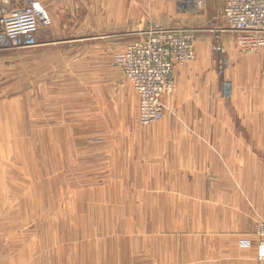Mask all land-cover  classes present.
Here are the masks:
<instances>
[{
    "label": "rangeland",
    "instance_id": "rangeland-1",
    "mask_svg": "<svg viewBox=\"0 0 264 264\" xmlns=\"http://www.w3.org/2000/svg\"><path fill=\"white\" fill-rule=\"evenodd\" d=\"M38 1L48 25L0 52V264H260L264 46L224 0ZM151 26L195 48L142 125L118 59Z\"/></svg>",
    "mask_w": 264,
    "mask_h": 264
},
{
    "label": "built area",
    "instance_id": "built-area-1",
    "mask_svg": "<svg viewBox=\"0 0 264 264\" xmlns=\"http://www.w3.org/2000/svg\"><path fill=\"white\" fill-rule=\"evenodd\" d=\"M181 13H198L203 0H177ZM38 0H0V52L20 45L49 23ZM223 19L243 52L264 46V0H224ZM118 63L139 96V122L148 125L163 117L162 98L172 92V68L194 57L195 38L182 28L151 26L137 33ZM264 264V221L257 237L245 241Z\"/></svg>",
    "mask_w": 264,
    "mask_h": 264
},
{
    "label": "crops",
    "instance_id": "crops-1",
    "mask_svg": "<svg viewBox=\"0 0 264 264\" xmlns=\"http://www.w3.org/2000/svg\"><path fill=\"white\" fill-rule=\"evenodd\" d=\"M204 1H205V0H204ZM207 1H212V0H207ZM42 5H43L42 7L45 8L46 5H45L43 2H42ZM47 14H48V12H47ZM48 17H49V16H48ZM40 29H42V28H40Z\"/></svg>",
    "mask_w": 264,
    "mask_h": 264
},
{
    "label": "bare ground",
    "instance_id": "bare-ground-1",
    "mask_svg": "<svg viewBox=\"0 0 264 264\" xmlns=\"http://www.w3.org/2000/svg\"><path fill=\"white\" fill-rule=\"evenodd\" d=\"M186 2H188L189 0H185ZM47 15V14H46ZM48 17V16H47ZM146 206V205H145ZM153 226V225H152ZM156 237V236H155Z\"/></svg>",
    "mask_w": 264,
    "mask_h": 264
}]
</instances>
